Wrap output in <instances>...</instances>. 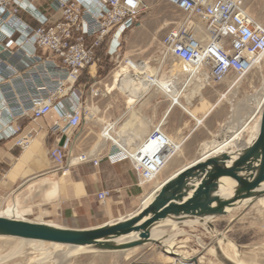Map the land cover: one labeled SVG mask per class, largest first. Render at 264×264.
<instances>
[{
	"label": "built area",
	"instance_id": "built-area-1",
	"mask_svg": "<svg viewBox=\"0 0 264 264\" xmlns=\"http://www.w3.org/2000/svg\"><path fill=\"white\" fill-rule=\"evenodd\" d=\"M34 1L0 0V97L12 96L0 100V140L12 139L15 146L28 148L33 132L23 131V122L54 110L57 118L50 131L57 142L64 137L61 146L57 143L48 150L56 171L69 173L76 164L97 165L106 157L111 163L128 160L138 183H150L179 149L164 131L162 120L134 142L131 151L111 140L104 149L97 147L99 141L76 153L70 147L86 120L94 122L88 95L97 96L99 91L97 50L106 44V55L117 59L121 36L135 27L155 0H49L48 14L36 9ZM162 1L184 14L160 40L162 64L166 57L178 60L187 83L201 78L203 85L219 83L231 73L242 77L264 53V25L250 15L248 0ZM21 12L36 24L24 21ZM179 76L172 79L180 83ZM113 125L105 123L102 136ZM110 194L102 190L97 198L104 201Z\"/></svg>",
	"mask_w": 264,
	"mask_h": 264
},
{
	"label": "crops",
	"instance_id": "crops-1",
	"mask_svg": "<svg viewBox=\"0 0 264 264\" xmlns=\"http://www.w3.org/2000/svg\"><path fill=\"white\" fill-rule=\"evenodd\" d=\"M48 1L49 0H35L33 5L36 9L48 14L50 13L47 5ZM248 10L253 18H261V15L258 13L256 14V12L250 9ZM20 17L32 25L36 24L33 18L25 12H21ZM105 45L97 50L98 56L101 53L106 54ZM14 60L13 57L10 58V61L13 62ZM135 62L140 65L144 61ZM122 67H125V65L121 63L117 71L119 74H116L117 72L114 73V71L111 73L108 78L110 80L109 84L103 82L104 80L102 79L99 80V91L97 96L89 97L87 89H83L85 90V94L88 95L89 100H93L92 104L95 106H91L92 108L88 107L89 114H94L96 118L93 122L94 128L101 130L105 123L114 124L113 128L110 130L109 127H107L106 136H102L100 133L97 147L104 149L107 142L111 140L119 143L124 149L131 151L133 149V143L142 139L143 136L147 134L148 129L156 125L152 119L156 105H152L150 107V113H148V103L152 98L161 95L168 100V105L163 116L158 119L157 123L161 120L163 121L164 131L170 139L178 142L179 149L171 160L164 165L157 178L150 183L140 185L137 175L128 160L111 163L106 157H103L97 165H94L92 162L76 164L71 167L69 173L62 174L56 171L48 156V150L59 143L57 142L56 134L50 131L52 122L57 118L56 112L52 110L41 119H28L23 122V131L31 130L33 132V140L28 148L22 149L15 146L12 139L0 140V191L2 193H9L13 187L16 188L15 190H18L26 186V191H23L21 194V198H26L30 195L33 187L41 186L38 191L40 195H42L43 201L47 206L45 209L54 217V219L49 222L75 229L90 228L106 222H113L132 213L154 188L173 175L181 167L194 162L200 154L202 156L212 154L204 152V147L211 144L212 140L217 137L211 130L202 127L203 122L210 110L219 106L223 100H227L224 98V95H227L231 88H237L238 85H231L233 80H230L228 83V91L221 94L214 104L209 103L207 106L205 105L207 102L200 93L201 88L194 85L190 91H186L187 87L184 89L180 87L182 84L185 85L183 81L182 83L174 81L164 88L152 86V88L148 90L145 85L147 84L146 80L144 78H137V76L133 75V78H136L137 81L128 79L124 86H122V80L124 79L120 78ZM80 81L81 86L85 84L84 75L81 77ZM2 85L5 86L6 84L3 83ZM104 87H106L107 91L104 90ZM114 89H118L124 97H126L128 105L132 108L129 119L123 123L122 121L125 117L124 111L109 110L113 98V92L111 91ZM183 92L185 99L184 103L181 101ZM253 93L254 91L248 94L245 99L240 101V104L248 102ZM194 96H198L201 103H191L190 99ZM232 97H235V93ZM11 98L12 96L10 94L9 96L6 94L4 96L1 95L0 100L8 101ZM134 104L137 105L132 107ZM175 106L181 107L187 113L189 120H193L194 122L190 129L193 133L190 145L194 151V156L185 161H178L177 159L184 150V145L188 136L181 137L177 133L173 134L166 126V118ZM168 109L170 110L167 113ZM143 110L145 111L144 114L141 113ZM250 117L251 116L245 117L243 123H245L246 120L252 121ZM229 119H231V117ZM226 122L221 124L222 134L219 136L229 133L224 132L226 131ZM201 130L211 137L203 139L202 132L198 133ZM232 144L234 150L247 145L239 146L234 142ZM168 165H173L172 170L160 180L159 175ZM38 178H42L41 184L34 181ZM102 190H109L111 192L110 196L104 201H100L97 198V193ZM20 193L21 192L18 194ZM51 194H56V196L50 197L49 195ZM241 207L238 206L230 210V213ZM232 216L234 215L229 216L227 222ZM149 245L150 244H146L127 251L114 253H117V256L122 258H141L151 249Z\"/></svg>",
	"mask_w": 264,
	"mask_h": 264
},
{
	"label": "rangeland",
	"instance_id": "rangeland-1",
	"mask_svg": "<svg viewBox=\"0 0 264 264\" xmlns=\"http://www.w3.org/2000/svg\"><path fill=\"white\" fill-rule=\"evenodd\" d=\"M247 3L248 9L261 15V18H258L257 20L264 25V0H248ZM183 17L184 14L176 7L164 3L162 0H155L154 3L138 17L135 27L128 30L121 36L119 56L117 59L115 57L109 58L104 53L99 54V61L97 62L98 78L104 80L103 82L106 84H109L110 80L108 78L111 73L113 71L116 73L119 68L117 67L118 63L126 59L130 62L125 65V67H122V74L120 76L121 79L124 78L122 80V86H124L128 79L135 80L133 75H137L138 78H144L145 80L146 78L149 79L151 77V70L158 68L161 63V38L168 29L181 21ZM135 61H146L148 65L141 68ZM158 69L159 78L162 77L163 79H170L172 78V75L175 76L176 74H180L179 78L182 83V66L178 60L172 57H166L163 64ZM116 74H119V72ZM238 78L239 77L234 75V73H231L222 82H210L204 84L200 89V93L207 102L205 105L208 106L209 103L214 104L221 94L228 91L229 81ZM263 80L264 69L261 71L256 70L255 72L250 71L242 76V79L239 81L238 86L235 89V97H232L230 94L229 99L223 100L219 106L210 110L202 127L204 129L211 130L216 137L218 136L217 139H219V135L222 134L221 124L225 123L233 114H236L237 117L244 115L246 110L242 106H239L240 101L245 99L248 94H251L254 89L258 88ZM190 85L191 86L187 87L186 91H190L193 88L194 85ZM111 92H113V98L111 100L112 104L109 110L124 111L125 117L122 121L123 123L129 119L132 108L128 105L126 97H124L118 89H114ZM160 96L161 95L156 98H152L148 103V113H150V107L152 105H156L152 118L154 124H157L158 119L163 116L168 105V100ZM182 96L181 101L184 103V92ZM92 101L93 100H89V105L95 107L92 104ZM190 102L201 103V100L198 96H194L190 99ZM136 105L137 104H134L132 107H135ZM144 112L145 111L143 110L141 113L144 114ZM94 120H96V118H94ZM166 121L168 130L173 134L177 133L181 137L186 135L188 136L184 145V150L177 160L185 161L192 158L194 156V151L190 143L193 138V133L190 129L194 124L193 120H189L187 113L181 107L175 106L167 116ZM245 123L250 126L253 124V121L246 120ZM93 125L92 120H86V122L78 130L77 140L76 138L75 140L73 139L74 141L70 147V150L73 151V153L89 150L96 142L99 141L100 130L95 129ZM150 129L151 127L148 131ZM201 132L203 139L211 137L206 132H203V130L198 133ZM246 132L244 133L245 137L249 135L248 130ZM172 168L173 165H168L159 175V179L161 180L165 175H167ZM34 181L41 184L42 178L35 179ZM40 187L41 186L33 187L30 195L26 198H21L23 191H26V186H23L18 190H15L16 188L13 187L9 193H2L0 191V213L2 214L8 211V209L15 204L19 210L17 215H21L22 217L33 221L53 223L49 222L52 221L54 217H52L50 215L51 213L47 212L45 209L47 206L43 201L42 195H40V192L38 191ZM19 192L21 193L18 194ZM49 196L55 197L56 194H51ZM243 208L244 207H241L238 210H233L226 217H219L213 220L211 222L213 225L212 229H207V227L198 223L186 224V226L182 227H177L171 222L163 225L161 228L165 231L164 237L170 239L176 246H181L176 249L181 251L183 256L186 257V260H183L182 262L176 259L177 256L165 252L163 250L164 247L160 244L153 243L149 245L151 249L148 250L141 258H122L118 257L117 253L114 252H83L70 257L67 261L62 262L61 264H193L190 259L199 254L202 251V248L208 245L209 248H212L214 251H204L201 254L203 256V262L198 264H225L220 259L216 251V244L212 241L215 238L216 233H218L227 224L229 216L238 214L243 210ZM225 236L227 237V242L230 241L234 246H236L238 259L240 258V260L243 261H264V206L257 204L247 209L246 212H244V214L233 223V225L225 233ZM23 243H25V241H19L13 238L0 239V255H3L13 249H17L23 245ZM23 246L26 247L25 245ZM44 250L54 251L47 243H43L38 245L37 248L27 250L26 253L24 252L20 254L21 256H14L2 264H28L27 260L29 258L38 259V257H42L39 251ZM28 252L31 253L27 254ZM168 256H172L173 259L167 260ZM44 260L45 259L43 258L38 261L43 262ZM38 261L34 262V264H38ZM41 264H58V262L46 260Z\"/></svg>",
	"mask_w": 264,
	"mask_h": 264
},
{
	"label": "water",
	"instance_id": "water-1",
	"mask_svg": "<svg viewBox=\"0 0 264 264\" xmlns=\"http://www.w3.org/2000/svg\"><path fill=\"white\" fill-rule=\"evenodd\" d=\"M170 109H168L167 113ZM61 137L58 145H62ZM235 184L231 196L220 193L222 179ZM264 104L255 138L235 151H223L197 158L165 179L149 194L150 200L127 216L101 225L75 229L45 221L7 217L0 215V236L40 240L86 247L92 253L123 252L146 244H160L152 237V231L166 222L180 227L193 221L212 229V221L228 216L229 210L245 204L242 211L233 216L216 233L213 243L225 264H236L227 259L218 245L227 242L225 233L259 198L264 197ZM209 245L190 260L198 264L201 254L210 250ZM264 264V263H262Z\"/></svg>",
	"mask_w": 264,
	"mask_h": 264
},
{
	"label": "bare ground",
	"instance_id": "bare-ground-1",
	"mask_svg": "<svg viewBox=\"0 0 264 264\" xmlns=\"http://www.w3.org/2000/svg\"><path fill=\"white\" fill-rule=\"evenodd\" d=\"M198 28H199V25H198ZM162 59L163 58L160 59L161 63L159 65V67L162 65V61H163ZM263 60H264V53H262V54H260L259 56L256 57L255 64H254L253 68L250 71H254L255 72L256 70L257 71L258 70L261 71L262 69H264ZM129 62H130L129 60H125L124 62H122V64L123 65H127V64H129ZM145 65H148V63L146 61L142 62L140 64V67L144 68ZM158 68L152 69L151 70V77L149 79L146 78V80H147L146 81L147 84H145L146 85V89L149 90V89L152 88V86H154V87L160 86V87L164 88L165 86H169L172 82L177 81V80H174L172 78H170V79H166L165 78L166 80L163 79L162 77L159 78V76H158L159 69ZM135 76H137V75H135ZM134 79L136 80V78H134ZM241 79H242V77H239L238 79H233V82H232L231 85L232 86L238 85V83H239V81ZM183 83H185V85H183V86L181 85L180 86L181 89H184L185 87L191 86L190 84L196 85L199 88H201L203 86L202 78H201V81L200 80H198V81L196 80V81H191V82H188V83L185 80H183ZM235 89H236V87L231 88L230 91L227 93V95H224V98L229 99V97H230L229 95L230 94L233 96L234 93H235ZM263 104H264V80H263V83L258 88L254 89V93L252 94V97H250L248 102H246V103L244 102L243 104L239 105V106H242L246 110L244 115H242L240 117L239 116L237 117L236 114L231 115L230 116L231 119H229L226 122V124H225L226 131H224L226 133L227 132H229V133L223 134L222 136L219 137V139L214 138L212 140L211 144L206 145L204 147V152L212 153V154H207V155H203V156H209V155H213L215 153H220V152L228 151V150L229 151H235L236 149L234 150V147H233V144H232L233 142L238 144L239 146H244L245 144L250 143L255 138V136L257 134V131H258V128H259V118L261 116V110H262ZM236 107H237V105H236ZM247 116L248 117L251 116L250 119H252V121H253V124L250 125V126L245 124V123H243V119L245 117H247ZM247 130L249 132L248 133L249 135L245 137L244 133ZM203 156L200 154L199 157H203ZM199 157H197V158H199ZM157 176H156V178H157ZM222 181H223L224 185H221V187H220L221 195H223L225 197L231 196L232 187L234 186L235 183L233 181H231L230 179H228V178H223ZM262 186L264 187V183L262 184ZM149 200H150V197L148 195L144 199L145 204L148 203ZM254 204H260V205L264 206V197L259 198ZM241 206L244 207L245 204H243ZM233 209H235V208H233ZM230 210H232V209H230ZM230 210H229V214H230ZM18 211H19L18 207L15 204H13L8 209V211H6V212H4L2 214L0 213V215L7 216V217H15V218L26 219L25 217H22L21 215H17ZM188 223H193V221H190ZM165 224H168V222H166ZM164 236H165V231L161 227L156 228V229H154L152 231V237L160 242V245L164 247L163 250L165 252L170 253V254H172L174 256H177L176 259L178 261H180V262H182L183 260H186V257L183 256V253L176 249V248H179L181 246H176L170 239H168L167 237H164ZM6 238H13L15 240L25 241V243H23V245H25L26 247L21 245L17 249H13V250H11V251L3 254V255H0V264H2L3 262L9 260L10 258H12L14 256L20 255V254H22L24 252L26 253L27 250L35 249V248H37L38 245L43 244V243H47L49 246H51L53 248L54 251H46V250L39 251L42 257H38V259L29 258L27 260L28 264H34V262H37L38 260H41L43 258L45 259L44 261L50 260V261L58 262V264H61L62 262L67 261L70 257H72V256H74V255H76L78 253L94 252V251H90L86 247H82V246H70V245H66V244L45 242V241H40V240H30V239H22V238H17V237L0 236V239H6ZM218 245H219V248H220V252L227 259H229L230 261H232V262H234L236 264H262V263H264V261H261V260L260 261H255V260L243 261V260H240V258L238 259L237 258L238 257V252L236 250V246H234L230 241H228L226 243H222L221 239H219ZM64 248H66V249H64ZM24 250H26V251H24ZM209 251L213 252L214 250L211 248ZM29 253H31V252H28L27 254H29ZM202 258H203V256H200L198 258L197 262L198 263L203 262ZM170 259H173V257L172 256H168L167 260H170ZM43 262H39L38 261V264H41Z\"/></svg>",
	"mask_w": 264,
	"mask_h": 264
}]
</instances>
